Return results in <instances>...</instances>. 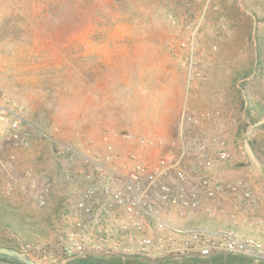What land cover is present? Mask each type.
Returning <instances> with one entry per match:
<instances>
[{"label": "rangeland", "instance_id": "1", "mask_svg": "<svg viewBox=\"0 0 264 264\" xmlns=\"http://www.w3.org/2000/svg\"><path fill=\"white\" fill-rule=\"evenodd\" d=\"M54 2L0 0V90L28 123L21 134L0 126V234L39 264L69 261L55 235L65 175L83 160L58 156L57 144L101 150L107 131L117 152L151 159L158 150L118 136L224 139L229 156L213 177L246 185L253 205L244 216L240 193L224 194L205 201L197 220L212 225L219 210L236 211L239 234L264 242V119L251 123L245 112L247 94L264 104V0H125L112 25ZM194 115L201 125L190 124Z\"/></svg>", "mask_w": 264, "mask_h": 264}, {"label": "built area", "instance_id": "2", "mask_svg": "<svg viewBox=\"0 0 264 264\" xmlns=\"http://www.w3.org/2000/svg\"><path fill=\"white\" fill-rule=\"evenodd\" d=\"M188 121L192 126L202 124L196 115ZM27 124L23 106L0 90V126L21 134ZM118 137L137 141L143 150H158L157 155L151 159L141 151L119 153L107 131L101 132V150L78 151L57 144L58 156L83 160L82 166L65 175L73 190L59 214L60 258L90 255L118 264H204L228 254L264 263V242L239 234L238 212L219 210L228 225L191 223L205 201L224 194L240 193L244 216L253 205L246 185H227L213 177L215 161L229 156L224 139L215 135L186 145L182 139L135 138L128 132ZM30 175L27 170L26 176ZM49 189L48 183L40 185L36 194L40 206L47 202Z\"/></svg>", "mask_w": 264, "mask_h": 264}, {"label": "trees", "instance_id": "3", "mask_svg": "<svg viewBox=\"0 0 264 264\" xmlns=\"http://www.w3.org/2000/svg\"><path fill=\"white\" fill-rule=\"evenodd\" d=\"M54 2V0H52ZM55 5H71L75 10L78 11V17L81 18L84 16L85 19H90L97 23L103 21L104 25H112L115 23L117 14L125 13L124 8L125 0H56ZM55 3V2H54ZM248 73L244 74L243 78L246 79ZM246 101V116H248L251 123H255L260 119H264V104L258 101L253 100L248 94L245 98ZM8 232L14 234L17 239L24 242V237L28 235H22L14 228L12 223L4 225ZM11 239L0 234V245L14 247L11 244ZM24 244H28L25 242ZM17 248V247H14ZM18 249V248H17ZM0 260H6L11 264H22L15 259L0 256ZM68 264H118L117 261L107 259L104 257H94L87 255L85 257H78L68 261ZM129 264H146L140 261H134ZM190 264V263H189Z\"/></svg>", "mask_w": 264, "mask_h": 264}, {"label": "crops", "instance_id": "4", "mask_svg": "<svg viewBox=\"0 0 264 264\" xmlns=\"http://www.w3.org/2000/svg\"><path fill=\"white\" fill-rule=\"evenodd\" d=\"M72 190H73V187L70 184L68 186V188H67L66 196H63V198L69 196ZM64 194H65V191L62 193V195H64ZM72 197H74V192L72 194ZM218 217L219 218L217 219V221L215 220L213 222V224L221 225V221L224 220V224L223 225H228L229 220H228V218L226 216L219 215ZM197 219L198 218H196L195 220H192L191 223L198 222ZM175 221H177L178 223H182L183 222L182 220H176V219H175ZM189 222L190 221H186L185 223H189ZM199 223H203V222H199ZM58 234L59 233L57 232L55 236H58V238L60 239V235H58ZM59 259H62V258H59ZM55 263L61 264L62 262H58V261L56 262V260H54V264ZM0 264H11V263L6 261V260H0ZM63 264H68V261H65ZM170 264H173V263H170ZM204 264H264V263L258 262L256 260L251 261V260H248V259H245V258H241V257H237V256H231V255H228V254H220L218 256H214L212 259L208 260Z\"/></svg>", "mask_w": 264, "mask_h": 264}, {"label": "water", "instance_id": "5", "mask_svg": "<svg viewBox=\"0 0 264 264\" xmlns=\"http://www.w3.org/2000/svg\"><path fill=\"white\" fill-rule=\"evenodd\" d=\"M0 256H6L15 259L22 264H39L37 261L25 254L23 251L14 247L0 245Z\"/></svg>", "mask_w": 264, "mask_h": 264}]
</instances>
